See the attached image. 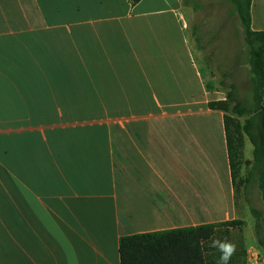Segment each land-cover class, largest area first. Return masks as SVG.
Masks as SVG:
<instances>
[{"label":"crops","instance_id":"0c3cea01","mask_svg":"<svg viewBox=\"0 0 264 264\" xmlns=\"http://www.w3.org/2000/svg\"><path fill=\"white\" fill-rule=\"evenodd\" d=\"M182 9L0 0V264H120L125 236L245 223ZM249 15L264 32V0Z\"/></svg>","mask_w":264,"mask_h":264},{"label":"rangeland","instance_id":"374dc122","mask_svg":"<svg viewBox=\"0 0 264 264\" xmlns=\"http://www.w3.org/2000/svg\"><path fill=\"white\" fill-rule=\"evenodd\" d=\"M181 15L188 40L187 55L203 75L204 81L210 88L224 93L229 91V85L235 86L237 100L248 107L252 102L253 86L249 58L244 29L231 0H183ZM234 121L237 129L231 127L230 130L241 145L234 182L235 195L241 203L244 199L248 200L249 207L248 210L245 206L242 209L246 218L243 227H236L238 231L235 228L218 229L214 242L232 246L225 254L227 262L230 258H236L240 264H250L249 253L252 251L264 259V247L260 245L264 241V198L254 180L248 185L244 183L251 168L253 146L241 131L244 117H236ZM250 206L258 211V218L250 212ZM214 255L212 258L221 260L222 252L219 249Z\"/></svg>","mask_w":264,"mask_h":264},{"label":"trees","instance_id":"16d2710c","mask_svg":"<svg viewBox=\"0 0 264 264\" xmlns=\"http://www.w3.org/2000/svg\"><path fill=\"white\" fill-rule=\"evenodd\" d=\"M140 0H132L136 4ZM252 0H231L244 29L245 46L248 52V67L252 81V102L245 107L235 96V86L229 85L225 100L210 102L208 107L224 113L226 144L233 182L241 155V145L236 142L231 127L236 117H244L241 131L253 146V159L245 185L251 180L257 184L264 198V32L251 30L250 6ZM230 114H233L231 116ZM232 130V132H233ZM248 201V200H247ZM249 203V202H248ZM250 212L258 218L259 213L250 206ZM244 225L233 220L175 230L125 236L119 240L120 264H224L212 258L219 249L214 246V237L220 228L233 229ZM264 247V241L260 242ZM230 258L226 264H240Z\"/></svg>","mask_w":264,"mask_h":264},{"label":"clouds","instance_id":"9594fccd","mask_svg":"<svg viewBox=\"0 0 264 264\" xmlns=\"http://www.w3.org/2000/svg\"><path fill=\"white\" fill-rule=\"evenodd\" d=\"M214 246H218L219 250L222 252L221 260L226 264V252L229 247H232L231 245L227 243H220V242H214Z\"/></svg>","mask_w":264,"mask_h":264},{"label":"built area","instance_id":"2783aa9c","mask_svg":"<svg viewBox=\"0 0 264 264\" xmlns=\"http://www.w3.org/2000/svg\"><path fill=\"white\" fill-rule=\"evenodd\" d=\"M249 259L251 264H264V259L255 251L249 253Z\"/></svg>","mask_w":264,"mask_h":264}]
</instances>
